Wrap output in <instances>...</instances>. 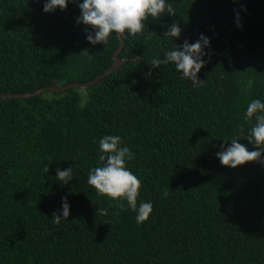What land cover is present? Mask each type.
Returning <instances> with one entry per match:
<instances>
[{"label":"trees","instance_id":"1","mask_svg":"<svg viewBox=\"0 0 264 264\" xmlns=\"http://www.w3.org/2000/svg\"><path fill=\"white\" fill-rule=\"evenodd\" d=\"M170 2L174 15L122 34V64L93 85L0 99V264H264V157L233 169L215 154L233 135L255 147L244 112L264 100V0ZM43 3L0 0V94L86 83L113 63L116 34L92 45L74 3ZM174 22L175 44L210 40L198 87L150 65ZM105 134L134 153L138 202L153 205L141 224L87 183ZM69 166L65 185L56 169ZM65 196L70 214L54 222Z\"/></svg>","mask_w":264,"mask_h":264},{"label":"clouds","instance_id":"2","mask_svg":"<svg viewBox=\"0 0 264 264\" xmlns=\"http://www.w3.org/2000/svg\"><path fill=\"white\" fill-rule=\"evenodd\" d=\"M70 2L78 7L76 23L84 25L85 39L92 45L106 44L110 35L140 33L146 28L145 22L149 18L155 20L164 13L170 16L175 14L170 0H44L43 12L50 13L57 8L64 10ZM180 34L181 27L178 23L167 26L163 36L173 39V47L163 50L162 56L153 57L150 65L153 68L161 65L173 66L182 78L187 79L193 87H198L204 83L198 79L197 74L207 62L204 59L207 55L205 49L210 47V40L201 33L195 41L189 42L185 39L182 44L177 45L174 41ZM251 83L248 82L249 87ZM244 120L250 125L246 141L255 147L249 150L241 143L238 135L223 140L224 143L219 145V150L215 153L222 166L235 169L264 157V100L251 99L246 106ZM97 151L101 163L89 169L87 183L94 187L98 195L112 199L118 207L124 208L126 204L135 212L137 224L145 222L153 210V205L151 200L141 199L138 202L141 180L127 166V162L134 158V153L117 134L102 135ZM46 171H49V167ZM74 174L72 166L57 168L55 178L66 185ZM98 212L106 214L107 210L98 209ZM69 214L70 205L65 196L61 198L60 209L53 211L51 220L59 223Z\"/></svg>","mask_w":264,"mask_h":264},{"label":"water","instance_id":"3","mask_svg":"<svg viewBox=\"0 0 264 264\" xmlns=\"http://www.w3.org/2000/svg\"><path fill=\"white\" fill-rule=\"evenodd\" d=\"M119 40V47L117 49L114 50L113 54H112V60L113 63L112 65L105 70L102 74L98 75L97 77H95L94 79H92L89 82L86 83H71L65 86H60V87H43L40 88L36 91L33 92H29V93H5V94H0V99H5V98H28V97H33V96H37L42 94L43 92H61V91H65L67 89L70 88H81L84 89L86 87H89L91 85H93L94 83H96L97 81H99L101 78H103L104 76H106L107 74H109L110 72L116 70L121 64H122V60L119 59L117 57L118 53L122 50L123 47V36L122 34H116Z\"/></svg>","mask_w":264,"mask_h":264}]
</instances>
